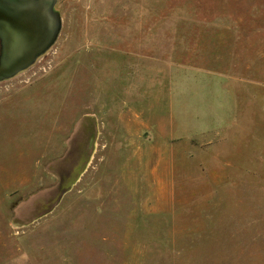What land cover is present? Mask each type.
I'll return each mask as SVG.
<instances>
[{
  "label": "rangeland",
  "instance_id": "1",
  "mask_svg": "<svg viewBox=\"0 0 264 264\" xmlns=\"http://www.w3.org/2000/svg\"><path fill=\"white\" fill-rule=\"evenodd\" d=\"M55 10L0 82V264H264V0Z\"/></svg>",
  "mask_w": 264,
  "mask_h": 264
},
{
  "label": "water",
  "instance_id": "2",
  "mask_svg": "<svg viewBox=\"0 0 264 264\" xmlns=\"http://www.w3.org/2000/svg\"><path fill=\"white\" fill-rule=\"evenodd\" d=\"M55 5L56 0H0V82L29 68L56 41L62 22Z\"/></svg>",
  "mask_w": 264,
  "mask_h": 264
}]
</instances>
